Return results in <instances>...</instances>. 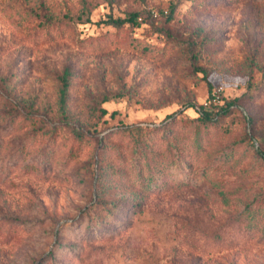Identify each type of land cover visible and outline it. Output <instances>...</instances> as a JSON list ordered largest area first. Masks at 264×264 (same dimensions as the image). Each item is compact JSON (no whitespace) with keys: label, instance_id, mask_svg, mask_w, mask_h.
Returning a JSON list of instances; mask_svg holds the SVG:
<instances>
[{"label":"rangeland","instance_id":"obj_1","mask_svg":"<svg viewBox=\"0 0 264 264\" xmlns=\"http://www.w3.org/2000/svg\"><path fill=\"white\" fill-rule=\"evenodd\" d=\"M228 101L200 152L178 144L173 188L138 203L139 181L107 175L97 196L101 137L129 155L116 130ZM258 149L264 0H0V264H264Z\"/></svg>","mask_w":264,"mask_h":264},{"label":"trees","instance_id":"obj_2","mask_svg":"<svg viewBox=\"0 0 264 264\" xmlns=\"http://www.w3.org/2000/svg\"><path fill=\"white\" fill-rule=\"evenodd\" d=\"M140 17V12L135 11L125 18L110 15L107 19H103L100 22L113 25L117 28H121L127 23L136 27L140 25ZM67 75L68 70L65 71L64 84L61 89L60 102L62 106L66 101ZM213 104L217 105L211 101L210 106L212 107ZM233 104V101H228L226 104L220 105L217 110L209 108L206 105H200L197 107L199 108L198 116L186 121V123L183 122L182 126L178 129H175V125L180 121L175 112L166 116L165 124L156 126L151 131H144L145 127L141 125H129L118 129L116 133L126 139V132L130 131L128 135L130 139L127 140V148L129 149L130 147L131 149V154L129 155L121 150L120 145L110 141V138L113 136L112 134L101 137L97 152L98 158L94 161L98 163L94 178L97 196L99 197L100 191L103 190L102 188H98V185L107 180V175L120 177V179L127 182L139 181L141 189H139V192L134 197L138 203L145 199L146 189L151 188L155 182L160 183L163 180L162 182H167V185L173 188L175 184L165 178V171L169 172L180 159L181 149L178 144H188L196 153L200 152L203 149L204 139L209 133L210 127H216L219 116L231 111L230 109ZM188 106H195V104L189 103ZM102 112L107 113V110L102 109ZM132 131L138 134H133ZM75 133L78 138H81L83 135L79 130H76ZM258 153L262 157L264 156V151L258 149ZM48 157L52 158V154L46 148L43 155L45 163ZM105 160H108V166L102 167L101 164ZM125 162L127 166L122 165ZM51 163L52 160L48 161V164ZM135 171L139 176L135 174ZM177 187L181 188L180 185Z\"/></svg>","mask_w":264,"mask_h":264},{"label":"built area","instance_id":"obj_3","mask_svg":"<svg viewBox=\"0 0 264 264\" xmlns=\"http://www.w3.org/2000/svg\"><path fill=\"white\" fill-rule=\"evenodd\" d=\"M216 96V95H215Z\"/></svg>","mask_w":264,"mask_h":264}]
</instances>
